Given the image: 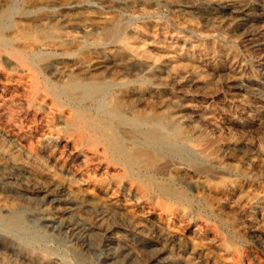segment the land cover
<instances>
[{
    "label": "rangeland",
    "instance_id": "rangeland-1",
    "mask_svg": "<svg viewBox=\"0 0 264 264\" xmlns=\"http://www.w3.org/2000/svg\"><path fill=\"white\" fill-rule=\"evenodd\" d=\"M188 1L153 6L159 16L149 22L158 20L163 28L139 29L133 47L141 54L146 51L150 61L174 66L165 95L168 115L189 136L228 147L220 157L230 169L223 176L232 188L220 212L224 219H234L244 239H235L229 226L217 219L193 218L190 208L179 209L178 219H170L152 197L147 202L140 201L139 193L105 192L98 183L104 164L87 174L82 156L65 138L42 149L40 142L48 135L44 125L13 123L11 105L0 102V216H8L15 206L25 210L21 230L0 224V264H27L20 258L24 254L57 264H264V224L258 212L264 205V0H229L251 6L246 17L213 11L214 2L205 10L186 12L180 6ZM184 21L199 32L180 30ZM172 36L176 42H170ZM12 67L11 61L0 58V80ZM37 105L23 116L30 119L36 112L38 119L44 117L46 108ZM181 174L192 189L198 178ZM49 214L55 220H43Z\"/></svg>",
    "mask_w": 264,
    "mask_h": 264
},
{
    "label": "bare ground",
    "instance_id": "bare-ground-1",
    "mask_svg": "<svg viewBox=\"0 0 264 264\" xmlns=\"http://www.w3.org/2000/svg\"><path fill=\"white\" fill-rule=\"evenodd\" d=\"M213 2L215 10H212L219 13H242L246 17L252 9L229 0H190L180 8L186 12L205 10ZM174 3L172 0H0V58L14 64L1 76L0 102L11 105L9 115L13 123L44 125L48 135H43L42 149L65 138L76 154L82 156L87 174H95L104 164V170L101 167L104 176L98 183L105 192L139 193L140 201L147 202L152 197L158 207L167 209L166 216L170 219L177 218L179 209L190 208L193 218L217 219L229 226L235 239L242 241L244 235L236 231L234 219H224L220 212L221 201L232 188L223 176L229 175L230 169L220 157L228 147L215 145L217 142L213 140L202 142L199 137H191L193 134L189 136L182 124L168 115L165 95L174 66L158 64L156 59L150 61L146 51L141 54L133 47L139 29L150 26L160 30L163 26L158 20L149 22L159 16L156 7ZM138 20H142L141 25H136ZM181 29L192 34L200 30L185 21ZM175 40L173 36L170 38V42ZM38 103L46 108L44 117L38 119L36 112L30 119L23 116L34 111ZM56 125L64 127L55 128ZM65 149L63 146L61 157L63 153L65 157ZM182 172L198 178L194 193L183 182ZM248 174L241 175L249 178ZM24 211L11 207L8 216H0V224L6 229L21 230L25 226ZM258 212L264 224V205ZM42 218L47 222L55 220L50 214ZM20 258L27 264H57L53 259L28 254Z\"/></svg>",
    "mask_w": 264,
    "mask_h": 264
}]
</instances>
